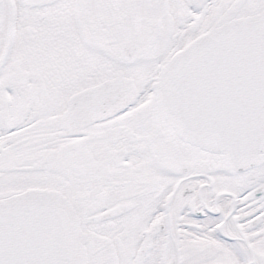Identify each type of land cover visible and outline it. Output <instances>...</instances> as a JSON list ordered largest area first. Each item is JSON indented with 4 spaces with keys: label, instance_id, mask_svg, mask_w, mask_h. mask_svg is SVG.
<instances>
[{
    "label": "snow or ice",
    "instance_id": "1",
    "mask_svg": "<svg viewBox=\"0 0 264 264\" xmlns=\"http://www.w3.org/2000/svg\"><path fill=\"white\" fill-rule=\"evenodd\" d=\"M0 264H264V0H0Z\"/></svg>",
    "mask_w": 264,
    "mask_h": 264
}]
</instances>
